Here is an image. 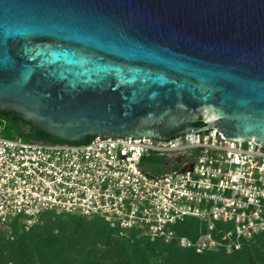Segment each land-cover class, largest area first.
Wrapping results in <instances>:
<instances>
[{
  "label": "water",
  "instance_id": "95a60500",
  "mask_svg": "<svg viewBox=\"0 0 264 264\" xmlns=\"http://www.w3.org/2000/svg\"><path fill=\"white\" fill-rule=\"evenodd\" d=\"M0 113L70 143L264 147V0H0Z\"/></svg>",
  "mask_w": 264,
  "mask_h": 264
},
{
  "label": "built area",
  "instance_id": "2783aa9c",
  "mask_svg": "<svg viewBox=\"0 0 264 264\" xmlns=\"http://www.w3.org/2000/svg\"><path fill=\"white\" fill-rule=\"evenodd\" d=\"M152 154L181 162L154 174L141 165ZM49 211L99 216L122 233L177 240L199 253L238 250L264 232V147L214 129L168 141L51 144L0 136V229L17 218L31 225ZM186 218L205 228L195 240L177 237L174 226Z\"/></svg>",
  "mask_w": 264,
  "mask_h": 264
},
{
  "label": "trees",
  "instance_id": "16d2710c",
  "mask_svg": "<svg viewBox=\"0 0 264 264\" xmlns=\"http://www.w3.org/2000/svg\"><path fill=\"white\" fill-rule=\"evenodd\" d=\"M197 127H204L199 120ZM0 136L25 142L69 143L54 138L12 113H0ZM94 137H90L89 141ZM154 174L170 170L166 158L152 154L141 162ZM177 237L195 240L205 228L196 218L174 226ZM0 264H264V232L243 240L238 250L196 252L177 240H151L136 230L122 233L99 216L49 211L26 225L21 218L0 229Z\"/></svg>",
  "mask_w": 264,
  "mask_h": 264
},
{
  "label": "flooded vegetation",
  "instance_id": "af4514ba",
  "mask_svg": "<svg viewBox=\"0 0 264 264\" xmlns=\"http://www.w3.org/2000/svg\"><path fill=\"white\" fill-rule=\"evenodd\" d=\"M180 162H181V160L179 158L174 157V158L166 161V167L167 168L177 167V166H179Z\"/></svg>",
  "mask_w": 264,
  "mask_h": 264
}]
</instances>
